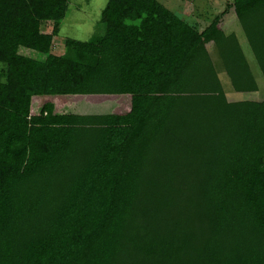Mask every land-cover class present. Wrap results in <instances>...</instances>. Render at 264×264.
Returning a JSON list of instances; mask_svg holds the SVG:
<instances>
[{
    "label": "trees",
    "instance_id": "1",
    "mask_svg": "<svg viewBox=\"0 0 264 264\" xmlns=\"http://www.w3.org/2000/svg\"><path fill=\"white\" fill-rule=\"evenodd\" d=\"M69 1L0 0V264H264V98L226 97L208 44L258 88L225 11L107 0L56 53ZM232 9L264 77V0Z\"/></svg>",
    "mask_w": 264,
    "mask_h": 264
},
{
    "label": "rangeland",
    "instance_id": "2",
    "mask_svg": "<svg viewBox=\"0 0 264 264\" xmlns=\"http://www.w3.org/2000/svg\"><path fill=\"white\" fill-rule=\"evenodd\" d=\"M107 0H70L69 14L67 18L61 21L60 30L55 39H53V51L61 50V43L64 37H72L80 40L96 38L103 34V25L99 22L101 10ZM169 9L179 14L184 20L196 26L199 30L203 29L213 17L221 12L226 13L222 19V28L224 32H233L237 37L240 47L248 60L257 82V90L252 92H236L231 89L227 76L221 66L220 59L213 52L212 46L207 45L211 51L212 60L222 82L226 97L229 101L235 100H262L264 98V77L259 65L248 44L245 33L233 13V0H159ZM51 24L44 23L41 30L49 31Z\"/></svg>",
    "mask_w": 264,
    "mask_h": 264
}]
</instances>
